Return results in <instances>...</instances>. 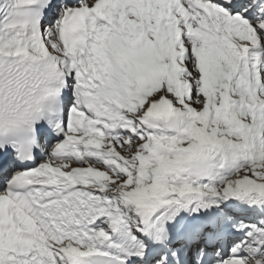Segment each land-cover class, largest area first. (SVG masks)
<instances>
[{"label": "snow or ice", "instance_id": "1", "mask_svg": "<svg viewBox=\"0 0 264 264\" xmlns=\"http://www.w3.org/2000/svg\"><path fill=\"white\" fill-rule=\"evenodd\" d=\"M0 264H264V0H0Z\"/></svg>", "mask_w": 264, "mask_h": 264}]
</instances>
